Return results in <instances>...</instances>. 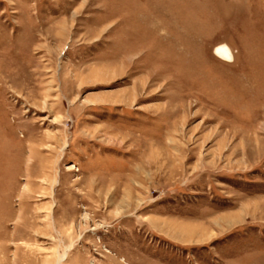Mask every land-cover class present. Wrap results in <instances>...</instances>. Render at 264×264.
Returning <instances> with one entry per match:
<instances>
[{
  "label": "rangeland",
  "instance_id": "obj_1",
  "mask_svg": "<svg viewBox=\"0 0 264 264\" xmlns=\"http://www.w3.org/2000/svg\"><path fill=\"white\" fill-rule=\"evenodd\" d=\"M0 264H264V0H0Z\"/></svg>",
  "mask_w": 264,
  "mask_h": 264
},
{
  "label": "bare ground",
  "instance_id": "obj_2",
  "mask_svg": "<svg viewBox=\"0 0 264 264\" xmlns=\"http://www.w3.org/2000/svg\"><path fill=\"white\" fill-rule=\"evenodd\" d=\"M222 53H223V55L225 54V52L222 50Z\"/></svg>",
  "mask_w": 264,
  "mask_h": 264
}]
</instances>
